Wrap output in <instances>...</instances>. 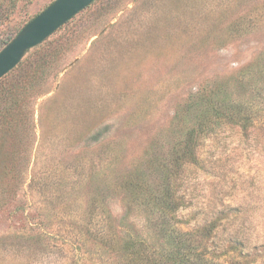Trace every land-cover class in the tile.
<instances>
[{
	"label": "rangeland",
	"instance_id": "rangeland-1",
	"mask_svg": "<svg viewBox=\"0 0 264 264\" xmlns=\"http://www.w3.org/2000/svg\"><path fill=\"white\" fill-rule=\"evenodd\" d=\"M51 1L17 0L1 39ZM7 89L0 264H157L144 199L167 165L181 226L232 209L213 258L240 228L246 255L229 264H264V0H95L0 78ZM210 97L245 102L254 123L217 120L196 162L169 164ZM137 234L145 249L128 244Z\"/></svg>",
	"mask_w": 264,
	"mask_h": 264
},
{
	"label": "trees",
	"instance_id": "trees-1",
	"mask_svg": "<svg viewBox=\"0 0 264 264\" xmlns=\"http://www.w3.org/2000/svg\"><path fill=\"white\" fill-rule=\"evenodd\" d=\"M16 2L17 0H0V15L4 11L11 10ZM32 18H29L25 24ZM21 28L17 30L14 36ZM14 36L5 42L0 37V51ZM10 93L9 89L0 93V102L8 100L6 98ZM202 101V107L185 138L172 150L171 157L167 161L170 162L169 164L183 167L187 163L196 162L198 158L196 141L201 131L209 129L210 125L217 120L223 118L226 124H237L242 130H246L255 121L253 112L245 105V102L228 106L225 101L213 97L205 98ZM10 108L4 106L2 110L6 113L2 114L0 112V132L11 128V121L8 119L9 115H7L10 113ZM165 168L166 174L159 189L144 199L153 214L152 221L154 222L156 239L159 242L158 246L161 248L157 255V264H229L227 257L230 256L231 252L235 254L236 251H238L239 257H245L243 244L245 241L240 228L230 230L225 239L227 244L220 246L222 251L219 256L213 258L212 255V252L216 253L215 250L212 251V245L217 241L221 221L223 219L233 221L230 218L234 219L238 216L232 209L223 212L222 216L216 214L202 225H195L192 228L181 226L182 218L179 216V211L183 206V198L177 197L171 182L169 171L172 167L167 165ZM128 244L131 245V248L136 246L145 249L150 244L149 237L145 234H137Z\"/></svg>",
	"mask_w": 264,
	"mask_h": 264
},
{
	"label": "water",
	"instance_id": "water-1",
	"mask_svg": "<svg viewBox=\"0 0 264 264\" xmlns=\"http://www.w3.org/2000/svg\"><path fill=\"white\" fill-rule=\"evenodd\" d=\"M95 0H54L28 21L0 51V78L36 47Z\"/></svg>",
	"mask_w": 264,
	"mask_h": 264
}]
</instances>
